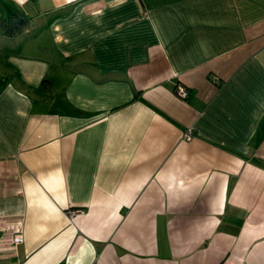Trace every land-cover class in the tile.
<instances>
[{
    "label": "crops",
    "instance_id": "0c3cea01",
    "mask_svg": "<svg viewBox=\"0 0 264 264\" xmlns=\"http://www.w3.org/2000/svg\"><path fill=\"white\" fill-rule=\"evenodd\" d=\"M0 264H264V0H0Z\"/></svg>",
    "mask_w": 264,
    "mask_h": 264
},
{
    "label": "built area",
    "instance_id": "2783aa9c",
    "mask_svg": "<svg viewBox=\"0 0 264 264\" xmlns=\"http://www.w3.org/2000/svg\"><path fill=\"white\" fill-rule=\"evenodd\" d=\"M187 93V89L185 86L178 84L176 86V94L180 97H185ZM187 136H190L189 131L186 134ZM10 241L15 245L23 241V237L20 232H15L10 236Z\"/></svg>",
    "mask_w": 264,
    "mask_h": 264
},
{
    "label": "trees",
    "instance_id": "16d2710c",
    "mask_svg": "<svg viewBox=\"0 0 264 264\" xmlns=\"http://www.w3.org/2000/svg\"><path fill=\"white\" fill-rule=\"evenodd\" d=\"M175 91H176V87H175Z\"/></svg>",
    "mask_w": 264,
    "mask_h": 264
}]
</instances>
